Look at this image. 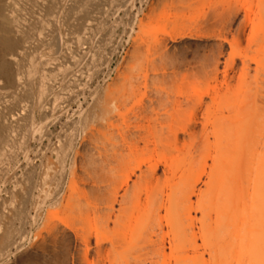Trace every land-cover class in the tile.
<instances>
[{
	"label": "bare ground",
	"instance_id": "6f19581e",
	"mask_svg": "<svg viewBox=\"0 0 264 264\" xmlns=\"http://www.w3.org/2000/svg\"><path fill=\"white\" fill-rule=\"evenodd\" d=\"M136 1L0 0V264L65 248L67 230L87 256L91 233L71 219L94 227L106 264H264V0H239L251 30L237 84L194 87L201 125L178 109L150 125L147 92L129 91L141 73L113 77L120 26L135 57L181 19L146 23Z\"/></svg>",
	"mask_w": 264,
	"mask_h": 264
},
{
	"label": "rangeland",
	"instance_id": "374dc122",
	"mask_svg": "<svg viewBox=\"0 0 264 264\" xmlns=\"http://www.w3.org/2000/svg\"><path fill=\"white\" fill-rule=\"evenodd\" d=\"M241 2L239 0H156L155 7L151 11L152 9L143 2L141 3V0L136 1L132 12L133 14L139 13L137 8L142 6L144 11L140 16L142 17L143 14L149 16L146 18V23L165 21V18L169 16L173 19L175 15L181 18L179 24L172 21L166 22L164 27L157 30L156 33L162 41V47H155L152 38L148 37V44L142 46L135 57L131 56L132 42L123 26L119 27L115 38L117 40L119 36L122 37L124 45L119 49L121 64L116 62L113 65L115 70L118 69L113 77L117 78L120 74L128 75V72L129 75L134 72L132 74L135 76L140 73L141 76L149 73L147 91L143 87L144 80L140 75L131 80L136 85L138 84L137 88L142 89L129 88V91L133 96L135 95L134 98L141 95L140 90L147 92L144 95L146 98L144 102L149 104L150 125H153L158 117L160 122L167 124L177 117L175 113L177 109L183 115L188 110H195L199 125H201L206 104L196 108L195 100L191 98L194 87L204 88L209 79L214 77H217L219 82L237 84L245 63L244 55L250 45L248 38L251 30ZM106 7V5L103 6V8ZM119 14L123 16L124 10H119ZM151 25L144 33L152 30ZM234 39L240 41L237 45L239 49H235L236 52L232 51L231 46ZM134 65L136 67L133 70ZM129 85L127 88L130 87ZM206 101L210 99L206 98ZM131 104L130 101L129 105ZM121 168L120 165L117 169L119 172H115L119 173L117 176L114 173L115 177L111 174V187L100 200V205H102L100 207H103V210L106 198H109L114 193L113 189L121 184V178H123L121 173L124 172ZM118 190H120L119 186ZM74 220L76 221V219L68 221L69 227L74 224L73 228H78L79 231L82 229L85 234L91 233L89 236L91 249L87 256L84 253L85 246L81 245V242L79 244V241L76 242L74 233L67 230L65 248L51 250L45 255L28 248L26 252L16 257L13 256L5 264H46V262L48 264H106L107 257H99L95 252L97 238L94 227L90 228L87 224ZM102 224H104V226L101 225L103 227L100 223L98 227L102 231L105 230L104 233H107L108 228H113V223H110L108 227L105 221L104 223L102 221ZM54 225L60 227L63 224L61 221H55ZM44 234H46L45 231ZM75 245H78L77 248Z\"/></svg>",
	"mask_w": 264,
	"mask_h": 264
}]
</instances>
